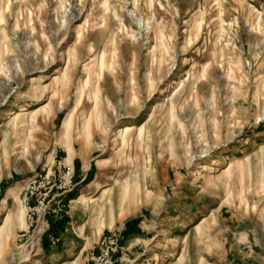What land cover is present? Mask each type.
<instances>
[{"label": "rangeland", "instance_id": "obj_1", "mask_svg": "<svg viewBox=\"0 0 264 264\" xmlns=\"http://www.w3.org/2000/svg\"><path fill=\"white\" fill-rule=\"evenodd\" d=\"M0 234V264H264V0H0Z\"/></svg>", "mask_w": 264, "mask_h": 264}, {"label": "bare ground", "instance_id": "obj_2", "mask_svg": "<svg viewBox=\"0 0 264 264\" xmlns=\"http://www.w3.org/2000/svg\"><path fill=\"white\" fill-rule=\"evenodd\" d=\"M66 17V16H65ZM64 16H63V22L65 23V22H67L66 21V18H65ZM47 54V53H46ZM16 67L17 68H19L18 67V64H16ZM57 81V80H56ZM171 87V86H170ZM167 88V87H166ZM163 92V91H162ZM81 97H82V92H81V90H79L78 92H77V101H76V105H75V107L73 108V110H71L70 111V113L68 114V116L66 117V120H65V122H64V132H67L68 133V131L70 130V128L72 127L71 125H72V121H73V119H74V112H75V108L78 106V103H79V101L81 100ZM51 106V103H49L48 104V106L47 107H50ZM47 107H45L44 109H41V111H37L38 113H47L48 112V108ZM49 110H50V108H49ZM36 112V113H37ZM37 113V114H38ZM24 116L25 115V117H26V114H17L16 115V117L18 118V117H21V116ZM25 117H23V118H25ZM48 116H47V114H46V118H47ZM99 119V118H98ZM101 124H100V122H99V124H98V126H100ZM133 131V127H126V128H124V130H122L121 132H120V134H119V136H120V138L122 139V142H125L124 140H125V137H126V135L128 134V133H130V132H132ZM119 139V138H118ZM106 145V143L104 144H102V145H100L99 147H104ZM73 149H74V145H73V143H70L69 144V146H68V150H67V156H68V161H72V159H73ZM122 189H123V187H122ZM12 191V190H11ZM103 192V191H102ZM20 215H18V216H13L12 218H10L11 220H9V224H10V226L8 227L10 230H11V228H13V224L16 222V220H19V218H21V216L19 217ZM4 224H8V219L7 220H5V222H4ZM1 234H0V239H1ZM7 238H8V236H7ZM9 240H10V237L8 238ZM9 240H7V241H9ZM8 244V243H7ZM2 246H6V244L4 245V243H2L1 241H0V248L2 247ZM0 255H1V252H0Z\"/></svg>", "mask_w": 264, "mask_h": 264}, {"label": "trees", "instance_id": "obj_3", "mask_svg": "<svg viewBox=\"0 0 264 264\" xmlns=\"http://www.w3.org/2000/svg\"><path fill=\"white\" fill-rule=\"evenodd\" d=\"M64 220H61L58 224H57V226H62L63 224H64Z\"/></svg>", "mask_w": 264, "mask_h": 264}]
</instances>
